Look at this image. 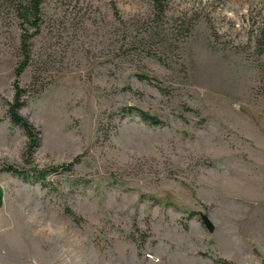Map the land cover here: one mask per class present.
Listing matches in <instances>:
<instances>
[{
    "label": "rangeland",
    "instance_id": "374dc122",
    "mask_svg": "<svg viewBox=\"0 0 264 264\" xmlns=\"http://www.w3.org/2000/svg\"><path fill=\"white\" fill-rule=\"evenodd\" d=\"M0 264H264V0H0Z\"/></svg>",
    "mask_w": 264,
    "mask_h": 264
},
{
    "label": "trees",
    "instance_id": "16d2710c",
    "mask_svg": "<svg viewBox=\"0 0 264 264\" xmlns=\"http://www.w3.org/2000/svg\"><path fill=\"white\" fill-rule=\"evenodd\" d=\"M161 1L162 0H152L154 7L159 8L161 6ZM32 6H33V11L36 13V11H37L36 4L34 3V5H32ZM24 66H25V63H23L21 68L16 69L15 77H18L21 74ZM23 96H24V91L15 85L14 86V97H13L12 102L7 105L6 115L13 125L19 127L22 130L23 134L25 135V137L27 139L26 151L30 155L33 152V150L38 147L39 139H38V132L34 129V127L27 120H25L19 114V110L23 107V101L21 100V98ZM125 111L131 112L133 110L127 109ZM134 111L147 124H149V125H162V122H160L158 119H156L154 117H150L144 112L136 111V110H134ZM6 170L15 176H18L19 178H21L25 182L30 181V178H28L27 174L17 172V170H15L13 168H7ZM35 179L43 182L45 180V171H43V170L37 171L36 175H35Z\"/></svg>",
    "mask_w": 264,
    "mask_h": 264
},
{
    "label": "water",
    "instance_id": "95a60500",
    "mask_svg": "<svg viewBox=\"0 0 264 264\" xmlns=\"http://www.w3.org/2000/svg\"><path fill=\"white\" fill-rule=\"evenodd\" d=\"M201 223L203 224V226L205 227V229L209 232L212 233L213 232V225L211 224V222L209 221L208 217L206 215L203 214H199Z\"/></svg>",
    "mask_w": 264,
    "mask_h": 264
}]
</instances>
